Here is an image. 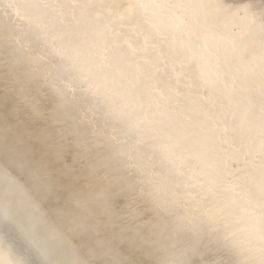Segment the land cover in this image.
<instances>
[{"label":"snow or ice","instance_id":"1","mask_svg":"<svg viewBox=\"0 0 264 264\" xmlns=\"http://www.w3.org/2000/svg\"><path fill=\"white\" fill-rule=\"evenodd\" d=\"M29 7L53 55L124 122L128 147L113 154L117 167L98 186L84 154L53 138L35 106L27 121L6 119L4 215L14 220L13 202L26 208L33 243L0 250V264H264V0ZM56 24L65 30L54 32ZM69 196L79 214L65 211ZM49 215L64 220L60 237L71 233L79 244H41L40 229L53 231Z\"/></svg>","mask_w":264,"mask_h":264},{"label":"bare ground","instance_id":"2","mask_svg":"<svg viewBox=\"0 0 264 264\" xmlns=\"http://www.w3.org/2000/svg\"><path fill=\"white\" fill-rule=\"evenodd\" d=\"M31 3L32 0H0V42L9 46L6 51H0V145L3 143L5 120L11 123L27 121L33 117L35 106L47 118L45 123L53 138L69 142L84 154L85 167L95 168V183L101 186L104 178L111 177L117 167L113 154L128 147L125 124L109 114L105 98L87 93L78 74L65 60L53 55L52 47L40 39L39 30L28 19L39 15L37 10L29 7ZM52 30L60 33L65 29L63 25L56 24ZM4 52L8 58L3 56ZM44 87L59 93V98H55L57 102L52 103L46 98ZM27 187L33 188L32 193L42 210H47L48 201L40 195L39 189L31 184ZM98 190L99 187L94 189ZM63 203L66 212L80 213L70 196ZM4 207L1 196L0 250L9 247L16 251L31 249L33 241L24 231L28 210L12 205L14 220L9 221L5 218ZM93 211L98 212L99 209ZM46 221L54 227L51 234L46 228L40 229L36 238L41 244L54 243L50 246L52 249L79 244V238L71 233L59 236L60 230L67 231L62 218L49 215ZM86 222H91L90 218ZM169 251L175 253L177 249ZM32 259H40L35 249H32Z\"/></svg>","mask_w":264,"mask_h":264},{"label":"water","instance_id":"3","mask_svg":"<svg viewBox=\"0 0 264 264\" xmlns=\"http://www.w3.org/2000/svg\"><path fill=\"white\" fill-rule=\"evenodd\" d=\"M7 48H9L8 45H5V46H4V44H2V43L0 42V51H1L2 49L6 51ZM3 50H2V51H3ZM5 53H6V52H4L3 56H6V58H8V56H7ZM7 60H8V59H7ZM49 90H50V89H48V88L46 89V88L44 87V89H43V93H44V95L46 96L47 99H50V100H51L50 102H52V103L55 102V101L57 102V99H55V98H59V97H58L59 93L54 92V91H52V90H50V91H52V92H50ZM60 91H61V90H60ZM53 94H55L57 97H55V96L51 97ZM21 178L24 179V180H26V177H24L23 174L21 175ZM0 197H1V196H0ZM2 198H3V197H2ZM12 205L16 208V204H15V202H13ZM25 212H26V211H25ZM1 214H2V212L0 211V215H1ZM0 217H1V216H0ZM51 244H54V243H51ZM51 244H50V245H47V246H48V247H50V246L52 247ZM64 248H66V247L64 246ZM62 249H63V248H62Z\"/></svg>","mask_w":264,"mask_h":264},{"label":"rangeland","instance_id":"4","mask_svg":"<svg viewBox=\"0 0 264 264\" xmlns=\"http://www.w3.org/2000/svg\"><path fill=\"white\" fill-rule=\"evenodd\" d=\"M222 1H224L225 3L227 2V1H229V0H220V2H222ZM232 0H230L229 2H230V4H236V3H238L239 4V2L240 3H244V2H246L245 0H243V2L242 1H240V0H233L235 3H233V1L231 2ZM237 1V2H236ZM105 2H110V0L108 1V0H105ZM224 2H222V3H224ZM229 2H227V4L229 3ZM254 2H259V0H254ZM79 30V29H78Z\"/></svg>","mask_w":264,"mask_h":264}]
</instances>
